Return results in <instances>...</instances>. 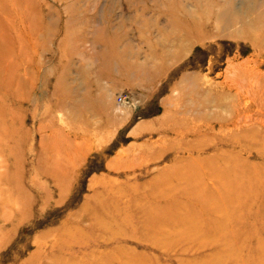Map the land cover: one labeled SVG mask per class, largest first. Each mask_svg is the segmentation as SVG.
<instances>
[{
    "label": "rangeland",
    "instance_id": "1",
    "mask_svg": "<svg viewBox=\"0 0 264 264\" xmlns=\"http://www.w3.org/2000/svg\"><path fill=\"white\" fill-rule=\"evenodd\" d=\"M0 71V264H264V0H0Z\"/></svg>",
    "mask_w": 264,
    "mask_h": 264
},
{
    "label": "bare ground",
    "instance_id": "2",
    "mask_svg": "<svg viewBox=\"0 0 264 264\" xmlns=\"http://www.w3.org/2000/svg\"><path fill=\"white\" fill-rule=\"evenodd\" d=\"M180 28L182 29V32L185 35L198 38L197 36H198V32H199V29L200 28L198 26H196L195 24H190V26L182 25V26H180ZM3 75H4V73L2 71H0V77H3ZM227 175H229V174H227ZM227 177H226V179H227ZM258 181L259 180L257 178L253 179V184L257 185L258 184ZM239 189H242V188H240L239 185H237L234 189H232V192L231 193H224L222 196L220 195V197H222L221 199L223 201L231 200L232 197H237V196H240L241 195V194H239ZM221 194H222V192H221ZM246 263H249V260H247Z\"/></svg>",
    "mask_w": 264,
    "mask_h": 264
}]
</instances>
